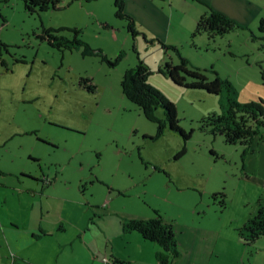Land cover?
Returning <instances> with one entry per match:
<instances>
[{
	"label": "rangeland",
	"instance_id": "obj_1",
	"mask_svg": "<svg viewBox=\"0 0 264 264\" xmlns=\"http://www.w3.org/2000/svg\"><path fill=\"white\" fill-rule=\"evenodd\" d=\"M123 1L135 37L114 0H58L57 8L34 12L23 0H0V200L10 209L21 182L48 180L51 195L65 200L53 202L65 220L82 222L87 211L97 220L101 206L126 219L160 215L175 231L173 264H264V235L250 243L239 237L264 206V128L256 152V141L227 144L201 130L228 97L264 107V0H247L253 13L242 28L213 38L192 32L222 0ZM51 29L83 44L51 46ZM161 42L207 80L227 81L230 93L174 84L159 70L178 55ZM139 59L188 138L166 125L162 108L155 111L164 123L159 133V123L124 97L122 77Z\"/></svg>",
	"mask_w": 264,
	"mask_h": 264
},
{
	"label": "trees",
	"instance_id": "obj_2",
	"mask_svg": "<svg viewBox=\"0 0 264 264\" xmlns=\"http://www.w3.org/2000/svg\"><path fill=\"white\" fill-rule=\"evenodd\" d=\"M199 2V0H196ZM25 7L30 12L45 11L48 8H57L58 0H23ZM125 3L123 0H114L116 16L128 20L127 30L135 37L139 34L133 18L125 12ZM260 30H264V20L260 21ZM242 25L234 21L227 15L209 8L197 20L192 37L206 34L209 38L221 36L230 33ZM48 30L46 35L51 46L60 50L70 49L76 45H82V41L75 37L73 40H67L62 36H57ZM78 31H75L77 34ZM5 46V45H4ZM164 49H172L177 55L179 62L174 64L171 61L164 62L159 72L167 76L174 84L191 89L204 90L207 93L218 95L226 87L230 93L231 87L227 81L219 77L207 80V76L197 67H191L186 58L182 57L177 48L165 45L161 42ZM2 45L0 46V55L2 54ZM6 47V46H5ZM121 55L116 59L119 61ZM110 62V65H114ZM149 68L139 59L134 68L125 71L121 80V89L125 98L135 104L143 116L153 122L159 123V133H162L164 123L155 117L157 108H162L165 116L166 125L173 131L179 132L184 138L188 135L178 125L176 108L165 96L157 89L148 84ZM89 80H86L88 82ZM91 88L90 85L87 86ZM226 105L222 106V112L211 113L202 121L201 130L207 131L212 135H221L227 144L240 143L244 146H250L255 138L261 139V128H264V107L257 102L238 103L228 97ZM124 233L136 232L149 242L156 243L159 251L155 254L157 264H173L178 257L177 242L173 225L163 220L155 214L154 217L147 219H126L122 223ZM264 235V206H260L258 214L250 218L247 223L239 230V237L244 242H255ZM111 264H127L118 259H112Z\"/></svg>",
	"mask_w": 264,
	"mask_h": 264
},
{
	"label": "crops",
	"instance_id": "obj_3",
	"mask_svg": "<svg viewBox=\"0 0 264 264\" xmlns=\"http://www.w3.org/2000/svg\"><path fill=\"white\" fill-rule=\"evenodd\" d=\"M138 1L142 4L143 0ZM225 5L240 9L241 14L233 16ZM247 5H251L247 0H222L214 8L245 24L246 16L253 13ZM145 13L153 16L155 11L152 8ZM254 141L257 145L256 138ZM253 149H258V145ZM260 171L263 176L264 159ZM32 180L33 183H20L16 189L17 204L12 208L0 200V264H101L103 257L127 264H157L155 254L159 246L136 232L124 233L122 223L126 218L101 206L94 215L100 216L97 220L89 211L82 222L65 220L61 214L63 206L59 209L53 205L54 200H65L51 195L52 183Z\"/></svg>",
	"mask_w": 264,
	"mask_h": 264
},
{
	"label": "built area",
	"instance_id": "obj_4",
	"mask_svg": "<svg viewBox=\"0 0 264 264\" xmlns=\"http://www.w3.org/2000/svg\"><path fill=\"white\" fill-rule=\"evenodd\" d=\"M101 262L104 263V264H111L110 259L107 258V257H103V258L101 259Z\"/></svg>",
	"mask_w": 264,
	"mask_h": 264
}]
</instances>
